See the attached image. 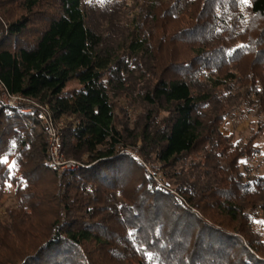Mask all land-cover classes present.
Here are the masks:
<instances>
[{"label":"trees","instance_id":"1","mask_svg":"<svg viewBox=\"0 0 264 264\" xmlns=\"http://www.w3.org/2000/svg\"><path fill=\"white\" fill-rule=\"evenodd\" d=\"M2 93L73 117L62 152L81 162L52 197L23 191L47 137ZM247 115L246 138L220 129ZM262 161L264 0H0V264H264Z\"/></svg>","mask_w":264,"mask_h":264},{"label":"rangeland","instance_id":"2","mask_svg":"<svg viewBox=\"0 0 264 264\" xmlns=\"http://www.w3.org/2000/svg\"><path fill=\"white\" fill-rule=\"evenodd\" d=\"M31 17H33V26H39L43 22L42 17L45 18V16H43L42 13H35ZM38 18H41V19L38 20ZM261 22H262L261 18H256L255 24L260 25ZM34 28H36V27H31L29 31H31V30L33 31ZM30 36L33 37V35H30ZM248 63H249V61L247 62V61L242 60L240 63V65H241L240 68L242 69L243 66H247ZM78 86H79V84L76 80H70L67 82L65 89L71 90L73 88H77ZM5 96H6L5 93L1 94V99L3 101H4ZM22 102L25 103V109L40 106V104H38L37 102L31 101V100H25L22 98L17 100L16 105L21 104ZM121 106L122 107L118 110L120 113V117L125 115L128 120L134 119L140 113V109L138 107H136L135 105L129 104V102H127L126 100H122ZM24 112H27V111L24 110ZM252 120H254L252 115H247V116L243 117V119H227L221 123L220 129L222 130V132L224 134L232 135L233 138H236V139L246 138L250 128L253 126V123H251ZM71 121H73L72 116H63L60 119L59 123L56 122L57 123L56 125H60L62 127L61 131L63 133V130L69 125V123ZM28 124L29 123L26 122L27 126H28ZM29 127L32 128L33 126L29 124ZM259 142L262 143V140H260ZM139 147H140V145H135V146H131L127 149H124L123 151L134 156L138 160V162H140L142 164L144 172L148 173L155 180L156 183L163 186L159 181L160 179H159V175L157 174L156 166H153L152 164L146 162V160L141 158L139 151H137L139 149ZM63 156L66 160L68 159L64 153H63ZM262 157H263L262 155H260L258 157H253L249 163V168L253 169L256 166L257 160H260ZM12 160H13L12 158H7V160H6L7 165L12 166V164H13ZM72 160H76V159H72ZM253 161H254V163H252ZM262 162H264V161H262ZM262 164L264 165V163H262ZM68 171H71V169L66 167V168H62L58 172L49 165L48 170H43V169L39 170L34 175L36 177L34 188L25 187L23 191L27 192L26 195H28L29 197H31L33 195L38 196V194H35V192L39 193V195L43 196V197H45V196L52 197L55 193V188H56L57 184L60 182V180L62 178V174L65 172H68ZM132 171H133L132 169L129 171V173H130L129 177L131 176V178H132V180L130 182L134 183V180L137 181V178ZM12 174H13L12 176H17V171L12 170ZM20 182H22V181H20ZM23 186H25V185H23ZM9 190H13L12 187L9 188ZM7 198H9V197H3V199H1V201L4 200L3 203L5 205H7L8 203H12V201H9L10 199L8 200ZM6 199L8 201H5ZM4 207L5 206L0 207V215L1 216H3L5 214L6 210H4ZM37 219H39V217H37ZM50 221H51V216L45 215L43 218H40L39 223H38V225H40V226H38V228H42L41 225H44V226L49 225Z\"/></svg>","mask_w":264,"mask_h":264},{"label":"built area","instance_id":"3","mask_svg":"<svg viewBox=\"0 0 264 264\" xmlns=\"http://www.w3.org/2000/svg\"><path fill=\"white\" fill-rule=\"evenodd\" d=\"M18 99L21 98L18 96H10L6 94L4 101L8 105H16ZM24 110L35 116L44 129L48 141V164L58 172L62 168L66 167L71 170L76 168L80 164V162L78 160L72 159L66 160L62 153V127L60 125H56L57 123H59L62 117L58 121H54L51 118L50 113L48 112V106L41 104L40 106L27 108ZM252 163H254V161Z\"/></svg>","mask_w":264,"mask_h":264},{"label":"snow or ice","instance_id":"4","mask_svg":"<svg viewBox=\"0 0 264 264\" xmlns=\"http://www.w3.org/2000/svg\"><path fill=\"white\" fill-rule=\"evenodd\" d=\"M241 2L247 4L248 3V0H241Z\"/></svg>","mask_w":264,"mask_h":264}]
</instances>
